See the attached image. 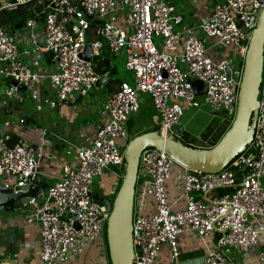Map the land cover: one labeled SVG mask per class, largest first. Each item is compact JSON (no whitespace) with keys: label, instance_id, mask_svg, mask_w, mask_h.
I'll use <instances>...</instances> for the list:
<instances>
[{"label":"built area","instance_id":"built-area-1","mask_svg":"<svg viewBox=\"0 0 264 264\" xmlns=\"http://www.w3.org/2000/svg\"><path fill=\"white\" fill-rule=\"evenodd\" d=\"M32 1L43 0H0V12ZM261 8L257 0H221L196 24L182 26V15L166 0H47L24 25L33 45L30 62L37 65L47 56L48 73L36 72L25 63L17 40L0 26V74L16 83L5 95L19 103L23 101L19 86L30 88L36 96L44 79L58 95L56 101L44 99L50 108L72 101L74 92L86 95L100 78L92 59L104 47L113 55L124 49V66L133 74L132 82H120L103 101L100 124L81 134L76 162L62 164L61 177L22 206L25 222L40 228V264H67L83 246L103 243L110 210L92 201L93 178L109 171L111 188L104 198L111 201L126 167L119 152L131 140L126 123L139 111L142 94L149 97L156 130L164 138L174 134L171 127L186 108L206 106L213 116L234 117L250 40L237 23L251 33ZM38 19L43 20L40 37L35 32ZM86 45L89 60L81 57ZM263 73L264 44L259 105L248 155L246 151L237 155L220 172L201 173L180 165L162 150L148 147L140 152L133 194V264H181L178 237L183 233L192 234L202 245L208 237L216 239L214 246L204 247L203 264H235L224 248L247 253L257 245L264 262ZM193 80L203 83L204 93L196 95ZM38 131L37 145L18 128L15 142L13 130L0 131V185L31 186L40 160L49 157L45 131ZM173 180L179 195L170 201L167 183ZM177 202L181 207H176ZM164 244L168 261L160 262ZM13 258L1 254L0 264H18Z\"/></svg>","mask_w":264,"mask_h":264},{"label":"crops","instance_id":"crops-1","mask_svg":"<svg viewBox=\"0 0 264 264\" xmlns=\"http://www.w3.org/2000/svg\"><path fill=\"white\" fill-rule=\"evenodd\" d=\"M166 1L168 4L174 7L175 12L182 15L183 18L182 26H190L196 24L201 17L206 16V14H208V12L210 11V8L215 3L220 2L221 0H166ZM32 2H38V1H32ZM38 3H42V2H38ZM17 22L18 20H15V23ZM24 23L17 24L15 29L11 31V35L13 36V38L15 37L14 39L17 40V42L19 43L20 50L23 54L22 57L23 61L27 64H30L31 68L34 71L39 73H44V71H48L49 68H51V62L47 56H44V58L40 60L37 63V65L31 64L30 53L32 51L33 45L29 42L28 39L29 29L25 27L26 28V34L24 37L25 40H23V38L18 35V33H20L18 29L22 25H24ZM42 30H43V20L38 19L37 25L35 26V32L39 37L41 36ZM207 44L210 45L209 42H207ZM102 53L103 56L101 58L103 60L104 65L101 66L100 70L103 76L105 77L106 83L108 84L111 81V83L109 84V92L105 95L103 99L104 101L109 94H111L118 88L119 84L118 81L110 80V78L107 77L108 73H113L116 70L115 66H111V56L109 52L106 51L105 53L100 51L95 56V58L100 56ZM120 53L118 55H114L113 57L119 56L123 58L125 64L124 53L122 54ZM213 53L218 56L222 55L220 51H216V50H213ZM47 65H49V67H47ZM118 80L131 82L130 80L127 79H118ZM27 90L28 89H25V91ZM51 90L45 93V89L43 86V88L41 87V89L39 90V93L37 92L36 96H32V92L30 90L29 96L32 97L31 99L36 102L37 110L40 111L42 109V105L46 104L44 102V99L46 98L52 99L51 97L48 96L49 92L52 93ZM75 99H78V97L77 98L75 97L73 100ZM52 100L55 101L58 100V95H57V99H52ZM145 104H148L150 108L153 109L154 111V108L151 104L149 97L145 96V94H142L140 96V106ZM45 106H47L49 110H54L59 108L57 117L55 119H50L49 121L44 119V122L48 125V127L46 125L39 124L40 128L37 129L35 133L29 136L27 134L25 136L29 137L32 143H34V145H37L39 144L41 139V133H39L38 130L43 129L45 131L44 138L47 139L49 142H45L44 147L46 148L45 153L48 154L49 157L43 156V158L40 160L39 174L43 177L42 184H45L47 187L52 185L61 177L62 164L64 163L74 164L76 162L75 153L77 148L82 143L81 134L85 130L95 128L98 124H100L103 117L98 118L94 122L86 121L85 118L87 116L86 114L90 110L87 108H81V106H78L77 103L74 104V106H72L71 102L68 101L59 102L54 108H50L47 104ZM79 112H82L81 115L79 114ZM78 117H81L83 119V122L81 123V125H79L78 123V125L76 126L75 125L76 122L74 121ZM28 120L29 119H23L22 121L28 124L29 122ZM189 125H191V123L182 124V126L184 127L183 129L184 138H186V140L189 143L200 147H209L213 145L222 133V129H221V132L218 133L217 136H214L215 133L212 132L209 135H201L199 139H197L196 137L192 138L191 137L192 132L186 129V127H188ZM42 126H46V127H42ZM15 130L16 129L13 130L14 133H13L12 142H15V139L17 140L19 138L15 133ZM193 135L198 137L200 135V131H198L197 134H193ZM101 179L104 181L100 183L98 188L94 189L92 187V192H96L104 196L109 191V189H105V187L107 185L110 187L112 178L109 174H106L104 177H101ZM167 190H168L169 200L174 201V199L179 195V189L177 188L176 182L174 180L167 183ZM176 207H181V203L177 202ZM3 211L7 212V215L10 216H5L1 214ZM8 212L10 213L8 214ZM261 221L264 224V218ZM215 244H216V239L214 237L206 238L204 244L202 245L200 242L196 241V239L192 234L183 233L178 237L179 258L181 264H203L202 258L205 252L204 247L206 246L212 247ZM89 248L90 250H88ZM260 251H261V246L257 245L247 253L233 250L227 254L235 264H264V262L261 260V257L259 255ZM1 254L9 258H13L15 256L13 259L17 261L18 264L41 263L39 258L40 228L36 223L25 222V212L23 207H21L19 210H5L4 208L0 209V257ZM96 254L98 255L93 260L99 257L102 258L100 259L101 264H106L103 257V243L101 245H99L98 243H92L90 245L83 246L79 250V252L73 257V259L67 264H90L91 256ZM159 261L160 262L168 261V247L165 244L160 247Z\"/></svg>","mask_w":264,"mask_h":264},{"label":"water","instance_id":"water-1","mask_svg":"<svg viewBox=\"0 0 264 264\" xmlns=\"http://www.w3.org/2000/svg\"><path fill=\"white\" fill-rule=\"evenodd\" d=\"M262 8L258 14L255 27H241L242 33L250 36L247 52L237 95L234 117L230 119L215 143L209 147H200L184 140V127L179 122L172 125L174 134L162 137L157 130L144 132L133 137L119 152L123 155L126 167L120 180V185L113 200L110 202L103 195L92 192L93 202L101 203L110 215L106 224V234L103 239V257L106 264H133L132 245V209L133 194L138 171L140 152L144 148L153 147L164 151L180 165L201 173H217L223 170L237 155L246 151L251 144L259 105V90L262 81L263 44H264V0H257ZM81 57L90 58V47L85 46ZM105 77L99 78L96 86L104 83ZM196 95L205 92L203 83L191 81ZM16 85L15 82H10ZM20 90H25L19 86ZM246 151L245 155H248ZM235 170V177L240 173ZM43 177L36 174L31 186H13L5 188L0 185V209L19 210L27 203L29 197L42 192L46 185L42 184ZM39 187V188H38Z\"/></svg>","mask_w":264,"mask_h":264},{"label":"rangeland","instance_id":"rangeland-1","mask_svg":"<svg viewBox=\"0 0 264 264\" xmlns=\"http://www.w3.org/2000/svg\"><path fill=\"white\" fill-rule=\"evenodd\" d=\"M5 1V0H3ZM18 31L19 36H21L24 39L25 34H26V28L24 25H22ZM11 33V31H8ZM15 38V37H14ZM156 44L159 43V39L156 37L155 38ZM109 52L105 47L101 50L102 52L106 51ZM124 53V49L121 50L122 54ZM111 56V66H115L116 70L113 73H108L107 77L110 78V80H118V79H127L132 82L133 80V74L131 71H128L125 66H124V61L123 58L121 57H113L114 55L109 52ZM100 55V54H99ZM103 56V53L92 59V64L93 67L96 69L100 77L103 76L101 72V68L99 65L100 59ZM229 59L230 57L227 56ZM125 60V59H124ZM49 67V65H47ZM51 68H49L50 70ZM48 70V71H49ZM48 71H44V73H48ZM264 74V73H263ZM132 79V80H131ZM10 80L6 79L3 75L0 74V130L8 129V130H14L16 128L19 129V132H22L23 135H31L34 132L39 129V124L48 125L44 122V119L49 121L50 119H55L58 115V110H49L46 104L42 105V109L39 111L36 109V102L32 100L29 96L30 93V88H28L27 91L25 90H20L19 95L23 97V101L19 103L17 100L8 98L5 95V91L11 86ZM44 86L45 93H47L51 88L49 87V81L47 79H44L42 83V88ZM49 92V97L52 99H57V94L55 91L51 90ZM109 92V84L106 83H101L99 86H96V84L90 89L86 95L84 96H79L77 95L76 92L73 93V97H78V99L75 100H70L71 105L74 106V104L77 103L78 106H81V108H87L90 111L86 114L87 116L86 121H96L98 118L103 116L102 113V103L105 95ZM44 93V94H45ZM147 96V95H145ZM259 98V96H258ZM198 100L202 103V98H198ZM82 112H79L81 115ZM153 114L154 111L153 109L150 108L148 104L140 106V109L137 113L131 114L129 116V120L126 123V130L129 133L130 138L135 137L139 133H143L148 130H156L157 125L153 121ZM227 118H230V115L227 113H217L214 116L210 112V110L206 106H202L200 108H188L184 110V115L181 116L180 121L182 124H187L191 123L188 127H186L187 130H190L192 132L191 137L199 139L201 135H209L213 132V130H218L219 133L221 132L222 128H225L227 126V123L229 120ZM23 119H29L28 124H26ZM76 122V126L81 125L83 122V119L81 117L76 118L74 121ZM42 126V127H46ZM27 131V132H26ZM198 131H200V135L197 137L193 134H197ZM186 141V138H184ZM124 166V165H123ZM125 169V166H124ZM116 173H121L118 169L115 170ZM109 174V171L107 172ZM104 180L101 179V177H94L93 178V184L92 187L98 188L100 183L103 182ZM110 187L107 185L105 189H110ZM112 199V198H111ZM19 212V211H17ZM10 212H8L9 214ZM1 214L5 216H10L7 215V212H2ZM90 250V248L88 249ZM225 253H230V251H233L230 248H224ZM93 255L90 258V264H101L100 259L101 258H96L93 260L96 256ZM228 255V254H227Z\"/></svg>","mask_w":264,"mask_h":264},{"label":"trees","instance_id":"trees-1","mask_svg":"<svg viewBox=\"0 0 264 264\" xmlns=\"http://www.w3.org/2000/svg\"><path fill=\"white\" fill-rule=\"evenodd\" d=\"M46 2L47 0H43L42 3L29 2L25 5L19 6L14 11H5V10L1 11L0 12V26L4 27L7 31H13L17 24H23L27 18L33 16L35 12L40 10ZM15 20H18V22L15 23ZM99 65H100V68L101 66L104 65L102 59H100ZM114 81H118V84L122 82L121 80H116V79ZM110 83L111 81L108 84Z\"/></svg>","mask_w":264,"mask_h":264},{"label":"flooded vegetation","instance_id":"flooded-vegetation-1","mask_svg":"<svg viewBox=\"0 0 264 264\" xmlns=\"http://www.w3.org/2000/svg\"><path fill=\"white\" fill-rule=\"evenodd\" d=\"M213 133H215L214 136H217L219 131L216 129V130H213Z\"/></svg>","mask_w":264,"mask_h":264},{"label":"clouds","instance_id":"clouds-1","mask_svg":"<svg viewBox=\"0 0 264 264\" xmlns=\"http://www.w3.org/2000/svg\"><path fill=\"white\" fill-rule=\"evenodd\" d=\"M124 170H125V169H124ZM47 187H49V186H47ZM47 187H46V188H47ZM117 189H118V188H117ZM45 190H46V189H45ZM45 190H43V191H45ZM114 196H115V195H114ZM113 198H114V197H113ZM113 198H112V200H113ZM112 200H111V201H112ZM111 201H110V202H111ZM132 211H133V209H132Z\"/></svg>","mask_w":264,"mask_h":264}]
</instances>
